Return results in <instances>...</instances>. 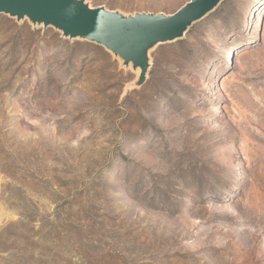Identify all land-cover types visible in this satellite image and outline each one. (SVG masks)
Returning a JSON list of instances; mask_svg holds the SVG:
<instances>
[{"label": "rangeland", "instance_id": "rangeland-1", "mask_svg": "<svg viewBox=\"0 0 264 264\" xmlns=\"http://www.w3.org/2000/svg\"><path fill=\"white\" fill-rule=\"evenodd\" d=\"M145 59L0 14V264H264V0Z\"/></svg>", "mask_w": 264, "mask_h": 264}, {"label": "water", "instance_id": "water-1", "mask_svg": "<svg viewBox=\"0 0 264 264\" xmlns=\"http://www.w3.org/2000/svg\"><path fill=\"white\" fill-rule=\"evenodd\" d=\"M221 0H190L175 13L122 18L101 9H88L77 0H0V14L28 17L62 30L71 38H83L121 53L145 67V48L172 41Z\"/></svg>", "mask_w": 264, "mask_h": 264}]
</instances>
